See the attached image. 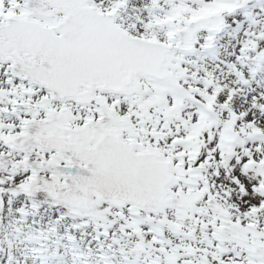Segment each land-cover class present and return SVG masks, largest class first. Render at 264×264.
Here are the masks:
<instances>
[{
  "label": "snow or ice",
  "instance_id": "1",
  "mask_svg": "<svg viewBox=\"0 0 264 264\" xmlns=\"http://www.w3.org/2000/svg\"><path fill=\"white\" fill-rule=\"evenodd\" d=\"M0 264H264V0H0Z\"/></svg>",
  "mask_w": 264,
  "mask_h": 264
}]
</instances>
